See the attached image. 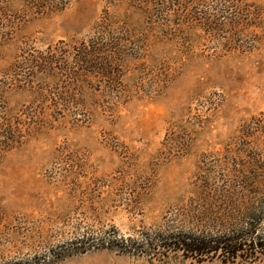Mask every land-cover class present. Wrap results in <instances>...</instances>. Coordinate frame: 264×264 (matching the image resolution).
<instances>
[{
    "label": "rangeland",
    "instance_id": "rangeland-1",
    "mask_svg": "<svg viewBox=\"0 0 264 264\" xmlns=\"http://www.w3.org/2000/svg\"><path fill=\"white\" fill-rule=\"evenodd\" d=\"M239 1L220 17L229 9L217 0H66L38 12L0 0L13 31L0 46V264L89 237L103 248L58 264H248L162 242L225 220L235 201L221 175L264 161V134L250 129L264 123V0ZM95 41L117 47L102 49L99 74L77 59ZM37 58L55 69L25 66ZM146 238L144 252L109 246Z\"/></svg>",
    "mask_w": 264,
    "mask_h": 264
},
{
    "label": "trees",
    "instance_id": "trees-1",
    "mask_svg": "<svg viewBox=\"0 0 264 264\" xmlns=\"http://www.w3.org/2000/svg\"><path fill=\"white\" fill-rule=\"evenodd\" d=\"M217 1L221 4H228L226 9H229L228 11H224V13L223 11H219L221 12L219 16L222 14L220 17H225L224 14L234 16L235 13L233 10L239 7L235 4L240 2L239 0ZM152 2H156L157 5L161 4L162 7H166V4L169 3L170 0H152ZM67 4L66 0H31V4L25 6V8L27 7L34 12H38V10H58L64 8ZM10 13L11 10L8 6L3 4V2H0V46L4 45L7 41H10L13 34L12 27L9 25ZM216 15H212L211 11H209L206 18L207 21L213 23ZM232 24L236 25V23ZM216 26L219 27L217 30H222V23L219 25L216 24ZM210 28L214 29V26L210 25ZM100 30H103V32L101 31L99 33H107V27H101ZM120 46L122 45L120 44ZM116 48L115 43H108V41L106 43L96 41L89 44L83 43L82 49L77 50V59L84 69L86 67H91L97 69V73L99 74V71H107L106 65L108 64V60H103L101 58V54H105L102 49ZM39 60L42 59L37 58L28 60L25 63V66L29 69L31 66L35 65V67L43 68L46 72L55 69L53 68V65L56 64V61L53 59L45 60L47 66L40 65ZM111 63L113 62L111 61ZM65 70L73 72V74L75 72L71 67L66 68ZM250 129L252 133L262 131L264 134V123L258 121V119L255 121L253 120V127ZM257 150L259 149L257 148ZM263 162V156L261 153H258L257 157L253 159V163L249 162V165L239 164L238 168L240 169L237 171L239 175H235L234 178H227L228 175H221L220 181H222V185L226 184L224 188L225 194L230 200L238 202H232L229 210L221 214L225 220H220L218 217H214V220L216 221H213L212 219V221L206 223V227L201 230L202 234H199L198 236L178 235L166 237L162 240L163 244L166 241L172 240L171 244L174 245L173 248H177L183 253L196 255V257L212 254L220 255L224 257L225 263L231 262L233 259L252 264L257 260L258 255H264ZM209 189L213 190V187H210ZM235 191H237L240 196H237ZM211 222H215L213 229L210 225ZM215 229L217 230L216 232H214ZM98 241V238L93 239L92 237H89L88 239H78L52 249L50 253L46 255L45 259L35 256L29 261L8 264H58L72 255L87 252L89 248H103L96 247V242ZM144 242L146 243L143 244L140 241H134L133 239H122V241H112L109 246H111L110 249L125 253H135L140 252V250L141 252H144L143 250L154 248V243L148 242L147 238ZM100 243L105 244L103 242ZM159 247L161 246L159 245ZM168 247L169 248L164 246V250L172 249L171 246Z\"/></svg>",
    "mask_w": 264,
    "mask_h": 264
}]
</instances>
